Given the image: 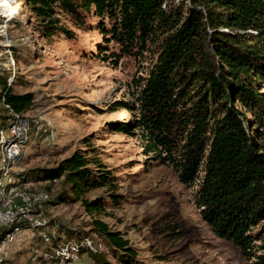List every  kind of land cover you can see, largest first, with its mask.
<instances>
[{"label": "trees", "instance_id": "obj_1", "mask_svg": "<svg viewBox=\"0 0 264 264\" xmlns=\"http://www.w3.org/2000/svg\"><path fill=\"white\" fill-rule=\"evenodd\" d=\"M21 1L48 39L75 36L60 24V14L85 29L93 13L104 40L102 59L112 64L139 59L154 47L155 58L137 82L136 102L120 101L132 119L111 121V130H139L154 158L171 167L181 184L195 186L193 204L212 232L237 246L247 264H264V0H182L168 8L166 0ZM0 89L3 126L12 113L28 110L34 95L12 92L6 70L0 73ZM92 158L76 149L53 167L16 175L24 182L32 175L44 181L64 177L78 200L90 190L115 186L111 171ZM109 197L119 203L120 195ZM82 204L95 211L104 208L105 200ZM92 224L118 264H145L120 231L99 219ZM6 231L0 226V241ZM48 236L54 249L74 242L78 256L88 253L97 264H110L102 251L81 243L90 235ZM43 253L53 254L47 245Z\"/></svg>", "mask_w": 264, "mask_h": 264}, {"label": "rangeland", "instance_id": "obj_2", "mask_svg": "<svg viewBox=\"0 0 264 264\" xmlns=\"http://www.w3.org/2000/svg\"><path fill=\"white\" fill-rule=\"evenodd\" d=\"M181 1L166 0V8ZM59 20L75 32L73 39L43 37L30 8L21 0L0 3V73L7 71L12 92L34 95L31 107L22 113L30 121L28 143L20 161L4 173V182L29 191L48 189L51 195L49 202L45 191L49 200L42 214L47 226L20 229L14 243L5 247V252L12 246L15 251L9 257L4 253L0 264H97L88 253L78 256L79 246L74 242L54 249L48 232L63 239L78 233L90 235L81 243L102 251L110 264H118L95 234V219L120 231L145 264H247L237 246L217 237L201 219L192 200L195 186H184L171 167L156 160L139 130L132 134L111 130V121L132 119L120 101L136 102L141 89L137 82L155 58L151 54L154 47L139 59L122 58L112 64L102 59L104 40L93 13L85 29L77 28L64 14ZM3 114L0 104V122ZM8 122L0 126V145L8 137ZM260 143L264 149V140ZM76 149L85 150L88 157L109 169L115 186L90 190L76 200L64 177L44 181L32 175L24 182L16 175L53 167ZM111 192L120 195L118 204L111 201ZM59 195L70 199L62 201ZM98 197L105 200L104 208L87 211L82 201ZM7 200L2 197V203ZM46 245L52 255L43 253Z\"/></svg>", "mask_w": 264, "mask_h": 264}, {"label": "bare ground", "instance_id": "obj_3", "mask_svg": "<svg viewBox=\"0 0 264 264\" xmlns=\"http://www.w3.org/2000/svg\"><path fill=\"white\" fill-rule=\"evenodd\" d=\"M13 122L11 123V131L13 133L9 134L0 145L1 160H0V201L2 202V197L7 196V203L16 202L19 199L23 203H33V205H21L19 209V219L20 221L8 222V227L6 221L3 217H0V226L6 227L2 240L0 241V247L6 240L13 241L15 234H11V229H32L38 230L40 227L45 226L47 221L43 217V205L48 202L49 196L45 191H29L23 187H19L17 184L8 186L4 182V173L15 166L22 157V150L28 143L27 134L30 131V121L27 117L22 114L12 113ZM10 130V126L7 131ZM2 132V131H1ZM13 145V150L10 146ZM2 211H13L11 204H2Z\"/></svg>", "mask_w": 264, "mask_h": 264}, {"label": "built area", "instance_id": "obj_4", "mask_svg": "<svg viewBox=\"0 0 264 264\" xmlns=\"http://www.w3.org/2000/svg\"><path fill=\"white\" fill-rule=\"evenodd\" d=\"M11 123H12V118L10 117V130L6 133L9 134L13 133L11 131ZM10 148L11 150H13V145H11ZM2 204H13V211H2ZM21 205H33V203H23L21 201L20 195H19V199H17L15 203H2L0 201V217H3V219L6 221L7 227H8V222H16L21 220L19 219V209L21 208ZM19 232L20 230L11 229V234H15V239H16V235ZM12 243H14V241L6 240L5 242H3V244L0 247V258H5L4 256L5 247Z\"/></svg>", "mask_w": 264, "mask_h": 264}, {"label": "crops", "instance_id": "obj_5", "mask_svg": "<svg viewBox=\"0 0 264 264\" xmlns=\"http://www.w3.org/2000/svg\"><path fill=\"white\" fill-rule=\"evenodd\" d=\"M14 240H15V238H14ZM14 240H13V241H14ZM14 247H15V246L10 247L9 250H7V251L5 252V255L9 257V255L13 254V252L15 251L14 249L16 248V247H15V248H14ZM13 257H14V256H13Z\"/></svg>", "mask_w": 264, "mask_h": 264}, {"label": "clouds", "instance_id": "obj_6", "mask_svg": "<svg viewBox=\"0 0 264 264\" xmlns=\"http://www.w3.org/2000/svg\"><path fill=\"white\" fill-rule=\"evenodd\" d=\"M0 3L7 4V0H0Z\"/></svg>", "mask_w": 264, "mask_h": 264}, {"label": "water", "instance_id": "obj_7", "mask_svg": "<svg viewBox=\"0 0 264 264\" xmlns=\"http://www.w3.org/2000/svg\"><path fill=\"white\" fill-rule=\"evenodd\" d=\"M8 39V38H7Z\"/></svg>", "mask_w": 264, "mask_h": 264}]
</instances>
